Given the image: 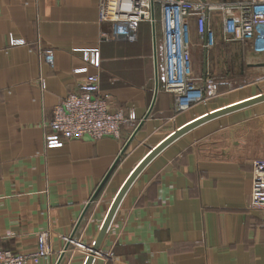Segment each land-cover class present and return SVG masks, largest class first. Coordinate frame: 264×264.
Masks as SVG:
<instances>
[{"label":"crops","instance_id":"obj_1","mask_svg":"<svg viewBox=\"0 0 264 264\" xmlns=\"http://www.w3.org/2000/svg\"><path fill=\"white\" fill-rule=\"evenodd\" d=\"M224 16L209 9L202 36L191 20L189 45L194 75L216 72L223 79L204 101L176 110L164 87L165 24L161 4L154 1L158 90L144 118L155 87L151 16L139 20L137 35L129 40L109 37L113 25L98 20V0H0V247L32 252L43 234L48 253L26 264H54L143 119L59 263L84 264L118 189L156 144L207 111L264 91L254 81L229 85L249 68L264 69V36L258 32L264 28L251 40H233L223 29ZM8 33L25 43L10 45ZM39 46L54 50L51 64ZM94 48L98 67L91 63ZM88 73L99 75L98 95L128 116L120 136L84 135L46 145L53 106ZM256 159H264V100L186 131L130 183L92 264H264V221L247 208Z\"/></svg>","mask_w":264,"mask_h":264},{"label":"built area","instance_id":"obj_2","mask_svg":"<svg viewBox=\"0 0 264 264\" xmlns=\"http://www.w3.org/2000/svg\"><path fill=\"white\" fill-rule=\"evenodd\" d=\"M151 0H98V20L113 25L109 37L132 40L142 18H149ZM159 1L163 11L166 37L164 87L172 92L176 110L184 109L196 101H204L215 93L214 80L206 74L203 82L192 71L190 45L191 20L199 35L207 32V11L224 12L223 29L233 40H251L259 28H264V0H235L228 3H210L202 0H153ZM260 32V31H258ZM107 38L108 35L102 34ZM10 45L24 44V39L8 33ZM40 47L42 58L51 64L54 50ZM91 63L99 66L98 49H90ZM199 80V81H198ZM207 87V88H206ZM99 75L88 73L76 90L69 91L53 106L44 134L48 146L60 145L64 140L82 137L98 138L103 135L119 137L121 125L128 121L123 109H113L108 100L98 95ZM247 208L260 213L264 221V159L252 162L251 189ZM47 239L40 235L34 252L22 254L0 247V264L36 263L48 253Z\"/></svg>","mask_w":264,"mask_h":264},{"label":"water","instance_id":"obj_3","mask_svg":"<svg viewBox=\"0 0 264 264\" xmlns=\"http://www.w3.org/2000/svg\"><path fill=\"white\" fill-rule=\"evenodd\" d=\"M204 1V0H202ZM151 3V26H152V41H153V51H154V63H155V87H154V94H153V98H152V102L150 104V107L147 111V113L145 114L144 118L147 116V114L149 113L155 97H156V93L158 90V74H157V67H156V45H155V21H154V2L153 0L150 1ZM264 100V91H260L257 94H254L252 96L246 97L240 101L234 102L232 104L226 105L224 107L212 110V111H207L205 114L200 115L199 117H196L186 123H184L183 125H181L180 127L174 129L170 134H168L164 139H162L158 144H156L138 163L137 165L133 168V170L129 173V175L126 177V179L124 180V182L122 183V185L120 186V188L118 189L112 203L110 204V207L106 213V215L104 216V219L102 221L101 227L94 239V243L90 249V253L87 256L84 264H92L94 255L97 251V249L99 248L104 235L108 229V226L110 224V221L116 211V208L118 207L119 202L121 201L125 191L127 190L128 186L130 185V183L133 181V179L136 177V175L140 172V170L144 167V165L153 157L155 156L160 150H162L166 145H168L170 142H172L174 139H176L177 137H179L180 135H182L183 133H185L186 131L190 130L191 128L205 122L211 119H214L216 117H219L221 115H224L226 113L235 111L237 109L252 105L254 103H257L259 101ZM143 119H141L139 121V123L137 124V126L134 128V130L132 131V133L129 135L128 139L126 140V142L123 144L119 154L117 155V157L114 159L111 167L109 168V170L107 171V173L104 175V177L102 178V180L100 181V183L97 185L96 189L94 190V192L92 193L91 197L89 198L88 202L86 203V205L84 206L81 214L79 215L76 223L73 226L72 231L70 232L66 243L64 245L63 251H61V253L59 254V256L57 257L56 261L54 264H59L61 261V258L64 254V250L67 249V247L69 246L71 240L73 239V235L86 211V209L88 208V206L90 205L91 201H93L96 197V195L98 194V191L100 190V188L102 187L103 183L105 182V180L108 178L109 174L111 173L113 167L115 166V164L118 162L120 155L123 153V151L125 150V148L127 147L128 143L130 142V140L132 139V137L134 136V134L137 132V130L139 129L140 125L142 124Z\"/></svg>","mask_w":264,"mask_h":264},{"label":"rangeland","instance_id":"obj_4","mask_svg":"<svg viewBox=\"0 0 264 264\" xmlns=\"http://www.w3.org/2000/svg\"><path fill=\"white\" fill-rule=\"evenodd\" d=\"M259 33H260V35H262L261 37L264 36V31H260ZM263 51H264V48H263ZM198 71H199V74H200V77H201L202 69L200 68ZM205 75L206 74H204V76ZM215 75L216 76H214L213 72H211V74H209V77H211L216 82L215 87L217 88V86L219 85L218 81H221L223 79L221 77L224 76V75L218 74L216 72H215ZM204 76L201 77L202 80H203ZM260 78H262V80H259ZM251 81L258 82L259 86L261 85L262 88H263L264 87V69L260 70V69H258L256 67L249 68V70L247 71L246 75H240V76L235 75L234 79H232L231 82H229V85L237 86V85H241V84H248ZM200 82H202V81H200ZM215 92H216V90H215ZM44 238H46L45 235H44ZM32 252H34V251H32ZM18 253H21V252H18ZM27 253H31V252H27ZM27 253H22V254H27Z\"/></svg>","mask_w":264,"mask_h":264}]
</instances>
